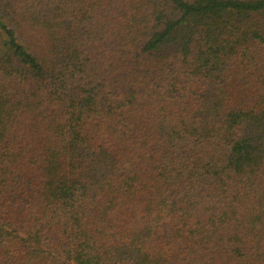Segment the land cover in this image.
I'll return each instance as SVG.
<instances>
[{
	"label": "trees",
	"instance_id": "trees-1",
	"mask_svg": "<svg viewBox=\"0 0 264 264\" xmlns=\"http://www.w3.org/2000/svg\"><path fill=\"white\" fill-rule=\"evenodd\" d=\"M0 264H264V0H0Z\"/></svg>",
	"mask_w": 264,
	"mask_h": 264
}]
</instances>
